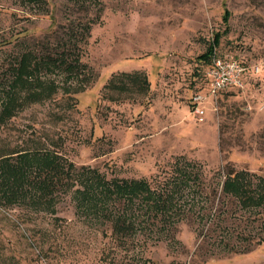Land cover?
<instances>
[{
  "label": "rangeland",
  "instance_id": "rangeland-1",
  "mask_svg": "<svg viewBox=\"0 0 264 264\" xmlns=\"http://www.w3.org/2000/svg\"><path fill=\"white\" fill-rule=\"evenodd\" d=\"M100 1L0 0V87L26 41L95 20L81 44L86 75H52V96L0 121V155L47 147L108 178L146 179L173 194L175 223L138 208L136 231L116 235L80 216L72 192L55 213L0 205V264H264V203L244 207L223 191L226 167L255 173V184L264 177V0ZM217 35V55L259 71L241 90L209 96L199 120L191 99L208 93L213 56H201Z\"/></svg>",
  "mask_w": 264,
  "mask_h": 264
},
{
  "label": "trees",
  "instance_id": "trees-1",
  "mask_svg": "<svg viewBox=\"0 0 264 264\" xmlns=\"http://www.w3.org/2000/svg\"><path fill=\"white\" fill-rule=\"evenodd\" d=\"M38 7L46 8V0H30ZM81 7L101 5L100 0H74ZM99 8H102L101 6ZM231 13L225 10L224 23L228 24ZM71 21L68 32L57 34L55 40H34L22 47L13 65L7 71L9 78L1 82L3 98L0 102V121L24 104L41 101L52 96L59 87L52 75L65 73L68 79L86 75L87 65L81 61V44L90 35L92 23ZM218 35L208 52L201 57L211 60L218 42ZM134 74L142 85L146 77ZM67 83H63L65 85ZM72 86H67L70 91ZM264 138V131L258 134ZM223 191L239 199L244 206H260L264 203V177L247 169L226 167ZM72 192L77 213L100 223L110 222L118 235H132L137 228L135 210L146 208L160 217L166 228H173L174 203L172 193L153 191L146 179L108 178L90 165L78 167L59 151L51 148H30L4 152L0 155V205L23 204L36 209L56 212V201L61 193ZM174 207V208H173ZM154 221H152L153 223Z\"/></svg>",
  "mask_w": 264,
  "mask_h": 264
},
{
  "label": "built area",
  "instance_id": "built-area-1",
  "mask_svg": "<svg viewBox=\"0 0 264 264\" xmlns=\"http://www.w3.org/2000/svg\"><path fill=\"white\" fill-rule=\"evenodd\" d=\"M212 62L208 69V93L195 94L192 97V112L200 120L205 118L204 108L201 107L203 101L209 96L213 99L229 89H239L245 87L247 75L250 71H259V67L248 66L244 61H240L234 56L222 57L213 53Z\"/></svg>",
  "mask_w": 264,
  "mask_h": 264
}]
</instances>
